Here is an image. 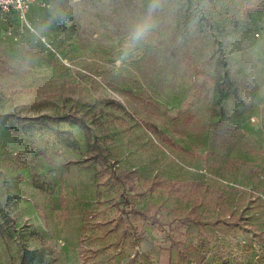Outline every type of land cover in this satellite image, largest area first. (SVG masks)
I'll return each instance as SVG.
<instances>
[{
    "label": "rangeland",
    "instance_id": "1",
    "mask_svg": "<svg viewBox=\"0 0 264 264\" xmlns=\"http://www.w3.org/2000/svg\"><path fill=\"white\" fill-rule=\"evenodd\" d=\"M31 2L0 11V264H259L264 0Z\"/></svg>",
    "mask_w": 264,
    "mask_h": 264
},
{
    "label": "trees",
    "instance_id": "2",
    "mask_svg": "<svg viewBox=\"0 0 264 264\" xmlns=\"http://www.w3.org/2000/svg\"><path fill=\"white\" fill-rule=\"evenodd\" d=\"M113 102V99L110 100ZM13 115L12 113H0V120H3L5 117ZM20 121H22L24 124H33V123H44L45 120L42 119H34L32 117H24V116H17ZM47 119H52L54 121L58 122H69L76 124L80 127H82L85 130V136L87 140V144L89 149L93 152L90 159H95L96 161H102L105 159V157L102 154L100 143L97 141L96 137L94 136L92 129L87 124L85 118L83 115L78 113H64V114H54L51 116H48ZM150 129L160 135L163 140L173 144L174 142L171 140V138L159 130V128L154 124H149ZM67 135L70 139H74V134L72 132H67ZM114 172L116 173V177L119 182L123 184V186L131 190H135L137 187V184L135 182L136 178V172L134 169H126V168H115ZM29 252L27 253L28 256H24V259H29L31 256H29Z\"/></svg>",
    "mask_w": 264,
    "mask_h": 264
},
{
    "label": "built area",
    "instance_id": "3",
    "mask_svg": "<svg viewBox=\"0 0 264 264\" xmlns=\"http://www.w3.org/2000/svg\"><path fill=\"white\" fill-rule=\"evenodd\" d=\"M31 0H0V11L3 13L14 14L21 23L29 22V11ZM257 248L256 258L259 264H264V249ZM256 259V260H257Z\"/></svg>",
    "mask_w": 264,
    "mask_h": 264
},
{
    "label": "clouds",
    "instance_id": "4",
    "mask_svg": "<svg viewBox=\"0 0 264 264\" xmlns=\"http://www.w3.org/2000/svg\"><path fill=\"white\" fill-rule=\"evenodd\" d=\"M145 31H146V26L140 27L137 30L134 39H140L144 35Z\"/></svg>",
    "mask_w": 264,
    "mask_h": 264
}]
</instances>
